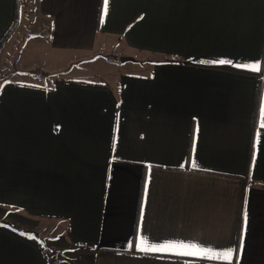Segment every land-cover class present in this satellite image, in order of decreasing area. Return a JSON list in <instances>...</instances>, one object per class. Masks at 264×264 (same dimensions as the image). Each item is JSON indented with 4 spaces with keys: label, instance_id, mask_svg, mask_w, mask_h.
<instances>
[{
    "label": "crops",
    "instance_id": "crops-1",
    "mask_svg": "<svg viewBox=\"0 0 264 264\" xmlns=\"http://www.w3.org/2000/svg\"><path fill=\"white\" fill-rule=\"evenodd\" d=\"M33 3L0 0V68L140 67L0 88V264H264V0Z\"/></svg>",
    "mask_w": 264,
    "mask_h": 264
},
{
    "label": "rangeland",
    "instance_id": "rangeland-1",
    "mask_svg": "<svg viewBox=\"0 0 264 264\" xmlns=\"http://www.w3.org/2000/svg\"><path fill=\"white\" fill-rule=\"evenodd\" d=\"M34 0H26L27 3V9L28 13L30 14L33 13V9L31 8V5ZM26 6V4H25ZM26 48L28 47L27 42L28 40L33 39L34 30L31 28H27L26 30ZM23 48V47H22ZM27 52V50H26ZM114 52V51H111ZM115 53H111V56H114ZM14 58V57H13ZM17 58L18 55L16 56L15 60L7 62L3 67L0 68V88L8 81V80H13V81H20V82H29V83H42V84H50L51 80L55 78H62V77H72V78H84L87 80H100V81H105L109 82L112 81L113 78L112 76L118 73V75L123 72V71H130L134 69H138L140 65H128L127 69H124L121 64L118 65L117 63H104V62H98L97 60H88L87 57H77L75 58L71 63L66 62L65 65L61 66V68L57 71L46 73L45 69L38 66L32 67L34 70L32 71H26L23 72L21 71L22 66L18 65L17 63ZM42 57L40 56V59ZM100 59V58H99ZM33 60V61H32ZM37 60H39V57H37ZM34 63V58L32 55L29 56L26 64ZM9 72L4 71L8 70ZM100 72H105V74H99ZM112 73V74H111ZM43 76H42V75ZM45 74V75H44ZM9 215L10 218L12 219L13 217L17 216V213L14 210L10 211ZM4 218V217H3ZM5 219V218H4ZM18 228L22 230L23 232L26 231V215L24 219L20 222L18 221L16 223Z\"/></svg>",
    "mask_w": 264,
    "mask_h": 264
},
{
    "label": "snow or ice",
    "instance_id": "snow-or-ice-1",
    "mask_svg": "<svg viewBox=\"0 0 264 264\" xmlns=\"http://www.w3.org/2000/svg\"><path fill=\"white\" fill-rule=\"evenodd\" d=\"M108 4L109 0H104V9L103 15H107L108 12ZM212 63H219V64H230L232 63L229 60H219L214 61ZM237 67L245 68L253 72H260L262 66L260 63L255 64H243L237 65ZM260 115H261V127L264 128V102L261 104L260 108ZM196 165L193 164V167ZM245 223L247 222V213L244 214ZM141 251L145 252H159V251H172V250H180L179 254L181 255H192V256H202L203 258L210 259V260H222V261H231L233 250L231 248L223 250V251H216L211 248H204L200 245L195 243L186 244L184 242H167L165 244H153L150 243L147 238L142 237L140 242L136 245Z\"/></svg>",
    "mask_w": 264,
    "mask_h": 264
},
{
    "label": "trees",
    "instance_id": "trees-1",
    "mask_svg": "<svg viewBox=\"0 0 264 264\" xmlns=\"http://www.w3.org/2000/svg\"><path fill=\"white\" fill-rule=\"evenodd\" d=\"M19 21H20V6L18 4L17 12H16V18H15L14 24L12 25V27L10 28V30L7 32V34L4 36V38L0 42V52L4 48L5 44L8 42V40L16 32V30L18 28V25H19ZM0 223L1 224H5V223H2V221H0ZM24 233H26V231H24Z\"/></svg>",
    "mask_w": 264,
    "mask_h": 264
}]
</instances>
